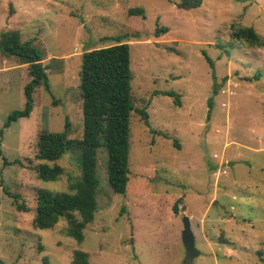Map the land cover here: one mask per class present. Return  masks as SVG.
Instances as JSON below:
<instances>
[{"label":"rangeland","instance_id":"374dc122","mask_svg":"<svg viewBox=\"0 0 264 264\" xmlns=\"http://www.w3.org/2000/svg\"><path fill=\"white\" fill-rule=\"evenodd\" d=\"M180 1L0 0V32L31 41L49 87H36L30 115L0 135V264H71L77 249L91 264H183V215L200 251L192 264H264V45L231 37L252 27L264 40V0H201L188 10ZM136 7L144 17L128 14ZM118 40L129 44L131 100L148 124L131 112L124 193L109 185L98 149L97 210L78 242L64 217L48 229L32 224L38 190L72 192L81 175L78 151H68L56 181L39 179L37 140L65 119L69 138H81L82 53ZM29 79L28 65L0 49V130L23 107Z\"/></svg>","mask_w":264,"mask_h":264},{"label":"trees","instance_id":"16d2710c","mask_svg":"<svg viewBox=\"0 0 264 264\" xmlns=\"http://www.w3.org/2000/svg\"><path fill=\"white\" fill-rule=\"evenodd\" d=\"M201 5V0H181L178 7L193 9ZM129 15H141L142 8H131ZM166 27H156L154 34L166 32ZM231 37L244 40L250 45L262 46L264 40L252 27L233 29ZM0 49L8 56L16 57L28 65L29 81L24 85L25 103L21 109L11 111L3 122V129L8 128L19 118L28 117L33 109V92L43 85L48 89V78L42 63L39 50L30 40L21 41L17 30L0 32ZM205 59L213 69V60L205 53ZM212 71L213 93H217V84ZM130 48L120 40L117 43L84 51L81 56L79 71V90L82 99V136L69 138L70 123L64 120L63 130L53 132L40 131L37 140L39 163L35 167L37 177L45 181H56L63 173V168L56 162L68 151H78L80 160V177L70 183L72 192L39 189L36 197V212L32 224L38 229L53 227L60 218L67 220L65 233L78 242L83 240V229L94 219L98 179L96 175L97 151L102 148L106 153L107 180L112 190L124 193L129 174V133L130 116L135 111L143 122L148 124V113L145 108H136L131 100ZM259 75L250 77L258 80ZM249 80V78H248ZM161 94L173 97L177 105L179 95L174 91H163ZM209 98V103L211 101ZM1 154V152H0ZM5 192L10 195L4 188ZM13 199L17 194H11ZM178 199L172 209L178 212ZM18 208L23 206L18 205ZM46 264V262L44 263ZM71 264H91L88 254L75 250Z\"/></svg>","mask_w":264,"mask_h":264},{"label":"water","instance_id":"95a60500","mask_svg":"<svg viewBox=\"0 0 264 264\" xmlns=\"http://www.w3.org/2000/svg\"><path fill=\"white\" fill-rule=\"evenodd\" d=\"M183 229L181 240L185 249L183 264H192L193 259L199 255L200 251L195 246V237L191 229L190 219L187 215L181 217Z\"/></svg>","mask_w":264,"mask_h":264}]
</instances>
